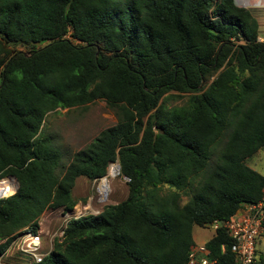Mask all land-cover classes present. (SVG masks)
Segmentation results:
<instances>
[{
	"label": "trees",
	"instance_id": "trees-1",
	"mask_svg": "<svg viewBox=\"0 0 264 264\" xmlns=\"http://www.w3.org/2000/svg\"><path fill=\"white\" fill-rule=\"evenodd\" d=\"M259 28L234 0H0V179L19 181L0 199V257L23 263L13 240L47 210H73L77 179L116 161L127 198L70 219L31 264H187L194 227L258 203L264 175L247 160L264 149ZM97 100L117 123L64 164L47 116ZM230 243L220 228L206 245L235 264Z\"/></svg>",
	"mask_w": 264,
	"mask_h": 264
},
{
	"label": "rangeland",
	"instance_id": "rangeland-1",
	"mask_svg": "<svg viewBox=\"0 0 264 264\" xmlns=\"http://www.w3.org/2000/svg\"><path fill=\"white\" fill-rule=\"evenodd\" d=\"M247 8L251 10L259 22L260 40L263 41L264 5H249ZM19 49L26 50L23 47H19ZM215 77L216 75L213 76L210 81H206L204 83L208 85ZM186 100L187 98L176 99L171 101L169 104L171 106L181 105L185 103ZM117 121L118 118L114 109H112L104 100H97L85 106L72 109H58L56 112L49 113L45 122V132L54 138L57 147H59L62 151V162L67 164V156L69 154L86 147L102 130L115 125ZM247 163L264 175V149H261L253 157L248 159ZM101 180L102 178L95 181L85 176L77 179L73 190V196L78 200L77 206H80L84 215L98 214L105 206L117 204L126 199L128 196L129 187L127 184V178L121 173L115 178L110 179L109 188L105 194L106 196H102V192L99 188ZM186 200L187 198L182 199L183 202ZM65 214L66 211H63V208H60L47 210L42 215L39 227L44 231L45 238H43V249H48L50 247L52 236L60 231L66 220V217L64 216ZM213 234L214 232L211 228H209V225H206L205 228L196 226L193 229L195 243H204L210 240ZM257 251L256 264H264V232L259 238ZM11 254L12 255L10 256L13 257V252ZM21 259L23 262L21 264H31L33 262L32 257L26 253L22 254ZM0 264L10 263L8 262V259L0 257Z\"/></svg>",
	"mask_w": 264,
	"mask_h": 264
},
{
	"label": "built area",
	"instance_id": "built-area-1",
	"mask_svg": "<svg viewBox=\"0 0 264 264\" xmlns=\"http://www.w3.org/2000/svg\"><path fill=\"white\" fill-rule=\"evenodd\" d=\"M3 179V178H2ZM100 179H96L98 181ZM4 194L0 190V199ZM63 211H65L63 209ZM66 220L60 231L52 236L50 247L43 249L44 231L39 229L37 233L25 232L13 240L8 255L13 251H21L29 254L33 262L39 263L52 250L54 240L61 238L64 234L67 223L72 218H80L84 213L80 206H75L71 211H66ZM215 233L220 228H224L231 237L229 246L222 245V251L226 249L235 254V264H254L257 257V245L261 234L264 232V190L261 200L254 204H244L243 207L231 218L227 220H215L208 224ZM58 236V237H55ZM204 243H194L188 252L187 264H219L217 258L212 257L210 249ZM32 262V263H33Z\"/></svg>",
	"mask_w": 264,
	"mask_h": 264
},
{
	"label": "bare ground",
	"instance_id": "bare-ground-1",
	"mask_svg": "<svg viewBox=\"0 0 264 264\" xmlns=\"http://www.w3.org/2000/svg\"><path fill=\"white\" fill-rule=\"evenodd\" d=\"M241 4L250 5L252 3H264V0H239ZM120 174V168L118 162L112 163L109 167L107 176L103 177L100 183V191L102 192V196H106L105 194L108 191L109 183L111 178H115ZM112 183V182H111ZM111 185V184H110ZM18 182L15 177H5L0 179V190L4 196H9L14 194L17 190Z\"/></svg>",
	"mask_w": 264,
	"mask_h": 264
},
{
	"label": "water",
	"instance_id": "water-1",
	"mask_svg": "<svg viewBox=\"0 0 264 264\" xmlns=\"http://www.w3.org/2000/svg\"><path fill=\"white\" fill-rule=\"evenodd\" d=\"M234 2L239 7H245V8H247L249 6V5H246V4H241L239 0H234ZM257 5H264V3H252V4H250V6H257ZM116 162H118L119 168L121 169L120 162L119 161H116ZM17 182H18V187H17V190H18V188H19V181L17 180Z\"/></svg>",
	"mask_w": 264,
	"mask_h": 264
},
{
	"label": "crops",
	"instance_id": "crops-1",
	"mask_svg": "<svg viewBox=\"0 0 264 264\" xmlns=\"http://www.w3.org/2000/svg\"><path fill=\"white\" fill-rule=\"evenodd\" d=\"M195 238V237H194Z\"/></svg>",
	"mask_w": 264,
	"mask_h": 264
}]
</instances>
